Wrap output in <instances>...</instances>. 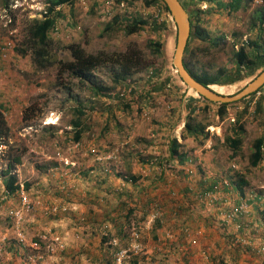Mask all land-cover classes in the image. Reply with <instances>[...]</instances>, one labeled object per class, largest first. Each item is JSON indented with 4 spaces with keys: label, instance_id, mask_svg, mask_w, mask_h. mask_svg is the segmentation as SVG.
I'll use <instances>...</instances> for the list:
<instances>
[{
    "label": "rangeland",
    "instance_id": "1",
    "mask_svg": "<svg viewBox=\"0 0 264 264\" xmlns=\"http://www.w3.org/2000/svg\"><path fill=\"white\" fill-rule=\"evenodd\" d=\"M104 1L76 0L74 8L66 4L58 6L59 10L71 9L72 12L69 11L71 19L76 22L67 32H64L58 24L56 30L49 31V36L61 44L77 43L86 52L114 53L126 51L128 48L139 51V57H136L139 60L138 70L125 76L123 80L117 81L114 78L117 72L116 67L111 63L102 64L89 71L87 77L90 82L87 80L79 82L66 71L56 76L54 67L42 71L35 70L30 56H21L14 49L6 59L9 65L8 77L11 87L7 88L5 94L12 95L6 99V102L21 110V113L26 107L29 112L31 107L34 109V114L29 120L23 121L20 118L22 124H15L12 127L15 129L18 145H13L15 142L12 138L8 141H11L10 144L15 147L14 153L21 156L30 154L33 156L35 154L29 150L33 147L34 150L38 149L45 154L53 155V151H60L67 159L83 157L86 160L81 164L75 162L73 165L67 160L66 162L62 160L61 168L65 167L63 169L66 174L58 168L53 169L60 173L59 179L55 178L54 181L47 173L45 181L49 186L46 185L48 190L45 191V198H40L41 191L38 188L27 191L32 199L39 200V205L25 213L18 229L5 218L7 208L16 206V199L4 202L0 199V261L4 258L5 263L12 259L10 257L13 254H17L19 258L26 261L15 239L16 231L20 230L25 243L38 241L43 252L47 245L52 248L51 252L44 255L46 262L95 264L97 257L101 254L102 261L99 264H112L114 251L129 243L127 238L134 231L129 222L134 221L138 224V227L134 229L143 236V240L139 242V251L135 254L131 253L124 264H181L185 260L181 257L182 253L187 249L180 241L181 237L177 231L179 225L185 224L193 228L203 225L201 228L207 237L214 234L216 237H223L226 241L230 239L231 242L234 235L237 236V230L234 228H231L234 229V235H232L228 233V228L225 229L223 225H219L220 217L215 210L206 212L200 206L194 205L188 186L191 189L206 188L208 183L214 180L224 178L234 180L236 175L240 174L247 180V186L250 189L262 194L261 201L264 202V148L263 159L257 166L251 167L248 163L253 139L264 136V108L261 113L253 115L252 112L256 97L264 96V84L260 94L254 95L249 102L244 100L228 104L225 116L219 119L215 113L216 103L202 100L192 90L184 88V85L176 79L177 75L172 65L175 29L170 17L156 5L145 6L142 0H109L111 5ZM46 5V0H10L5 7L0 0V39H11L17 47L24 33L26 19L40 17ZM198 5L199 15L202 17L200 25L206 32V36L222 38H218L216 45L210 44L207 38L204 41L197 37L192 39L191 47L194 48V60L197 61L195 66H204L209 70H215L218 67L231 68L233 66L230 57L232 47L240 45L249 47L248 41L256 42L258 50L264 49V22L259 28L260 25L257 26L255 21L256 13L261 9L264 10V0H241L237 10L218 8L215 0L200 1ZM106 10H110L109 15L105 14ZM116 15L120 21L122 18L129 19L132 15L141 17L147 21V24L143 29L130 35H124L120 30L104 32L105 24ZM162 20L167 26L165 31L160 29L153 31L149 28V24L153 21L159 23ZM156 40L161 43L160 52H155L149 45L150 41ZM56 55L61 60L70 58L65 49L61 52L59 50ZM167 61H170V64ZM158 68V74L147 79L151 75L150 71ZM257 73L256 70L237 83L213 85L212 88L221 94L233 95ZM165 77H168L165 85L156 90L151 89L154 83L162 82ZM173 80L178 82L182 89L179 92L180 97L175 95V90L173 91ZM57 82L70 87V92L78 101L69 99L66 86L56 84ZM123 84L127 85L123 96L109 93ZM90 85L99 87L100 90L95 92L90 89ZM183 95L193 97L191 104L197 109V113L193 115L200 122L209 123L203 130H207L208 134L206 137L198 135L197 138L183 143L190 155L196 158L194 163L188 166L192 170L191 174L183 177L184 171L176 170L173 167V160L162 161L165 162L168 170L156 173L154 178L151 172L158 170L157 167L148 164V156L156 155L158 160L166 159L169 141L172 138L176 141L180 140L184 118L188 111L185 105L188 100L183 101ZM95 98L105 102L104 108L96 109L92 106ZM127 101L130 104L125 108L123 104ZM204 105H206L205 108H203ZM262 105L264 106L263 103ZM79 106L84 110V115L80 117L81 121L87 126L82 133L85 136L87 133L89 140L92 141L88 147L89 151L84 148L85 145L81 146L82 143L77 148H73L68 141L72 139L73 131L70 122L76 117L73 108ZM244 106H247L245 112H243ZM10 116V120H7L13 125L16 119L13 113ZM235 119L241 121L245 132L242 135L240 150L236 156L230 158V151L222 141L223 137L230 135V127L235 123ZM96 122L99 124L96 125ZM23 125L24 129L20 128ZM11 131L10 128V135ZM42 134H44L43 137ZM106 137L107 139L111 137V141L106 143ZM113 149L118 151L116 162L96 159ZM0 158L3 159L1 154ZM140 163L144 164L142 173L140 172L144 178V186L138 185L140 183L137 182L138 177L133 181L122 179L126 172L137 175L136 170ZM5 165V161L0 164V171L5 169ZM14 167H12L13 170ZM203 176L208 178L204 179ZM113 181V188L111 191L107 190V186ZM135 182L137 185L132 200L129 201L127 196L123 195L126 201H129L128 204L133 211L121 224V232L116 234L120 218H116L112 226H107L109 228L103 224L110 217H114V207L123 199L122 196H118V192L122 188L126 191L127 188L132 187L130 183ZM118 187L120 190L114 189ZM77 191H79L78 196H76ZM146 198L150 201L141 209ZM51 207L55 209L51 210ZM156 208L163 211V218L166 219L163 227H159L155 219L149 218L150 213ZM172 210L182 216H171ZM256 217H258L256 220L262 218L259 213L251 212V218ZM207 221L215 225L213 233L212 230L208 233ZM101 228L106 230L100 231ZM167 230L172 233V237L163 242L162 239ZM245 233L256 237L264 234V230L257 226L256 230H245ZM241 234L246 237L243 231ZM101 235L104 237L112 235L111 239L116 237L121 240L112 244L110 239L104 245L100 243ZM260 239L264 241L263 237ZM162 242L163 244H160ZM155 246L160 247L158 252L154 251ZM204 247L210 252L213 249L212 252L215 253L211 257L213 263L224 264V257L220 258V245L215 244L209 250L207 244ZM226 249H230L233 256L235 252L238 254L232 258L228 257V264H248V261L252 262L256 257H258L256 262L264 264L260 255L247 247L238 245L236 248L230 245ZM196 260L199 261L198 258H195Z\"/></svg>",
    "mask_w": 264,
    "mask_h": 264
},
{
    "label": "trees",
    "instance_id": "2",
    "mask_svg": "<svg viewBox=\"0 0 264 264\" xmlns=\"http://www.w3.org/2000/svg\"><path fill=\"white\" fill-rule=\"evenodd\" d=\"M129 1V0H128ZM145 6L156 5L158 9L165 12L168 16V10L162 0H142ZM182 7L185 9L188 15L189 20V34L186 39V43L183 49L182 55V64L186 71L199 83L202 85H228L239 82L241 79L252 75L256 70L259 72L264 69V49L258 50L257 44L254 41H248L247 45L249 47H244V45H240L238 47H232L231 49V61L233 66L231 68H223L218 67L215 70H209L206 67L195 66L196 60H194V48L191 47V41L194 37H197L200 40H205L206 38L210 40V44L216 45L218 43L219 36L216 37H207L206 32L203 27L200 25L202 22V17L199 15L200 11L198 10V3L200 1H211V0H179ZM10 0H2V3L5 7L9 4ZM73 0H46V7L42 11L40 17H32L26 19L24 26V33L18 46H14V51L19 53L21 56L29 55L31 64L33 68L37 71H42L47 68L54 67L56 69V76L62 74L64 71L67 72L68 75L72 76V78H76L79 82H85L88 79V72L97 66H101L105 63H111L116 67V75L115 79L117 81L123 80L125 76L132 74L135 70H138L139 60L136 58L138 56L139 51L128 48L123 52H114V53H105L103 51L98 52H86L79 44L77 43H68L61 44L59 41H54L49 36V31L52 29L54 24V13L55 7L70 4ZM241 0H215V5L223 8H227L228 10H237L240 7ZM197 8L196 10L193 8ZM192 6V7H191ZM124 20V21H123ZM118 21V22H116ZM122 21V22H121ZM118 19V16H113L111 21H108L103 31H117L120 30L124 35H130L138 32L143 29L144 25L147 24V21L141 17H137L132 15L129 19L122 18V20ZM255 21L257 22V26L261 25L264 22V10L261 9L256 13ZM149 28L153 31L160 29L161 31H165L167 26L165 21L162 20L158 22H152L149 24ZM175 36V35H174ZM175 38V37H174ZM222 38V37H221ZM149 45L155 52H160L161 43L160 41H150ZM65 49L69 53V60H61L57 57V52ZM139 57V56H138ZM170 61H167V63ZM159 72L158 69H153L150 71V76L147 77L149 79L152 76H156ZM176 74V73H175ZM176 76V75H175ZM176 79H180L178 76ZM57 80L59 78L57 77ZM168 81V77H165L162 82H156L152 86L151 89L156 90L160 88L162 85H165ZM56 84H62L61 82H57ZM126 88V84H123ZM62 86H66L62 84ZM185 88V86H184ZM65 89L68 91V98L72 100H77L76 97L70 92V87L66 86ZM90 89L98 92L100 90L99 87H95L90 85ZM262 86L258 87L252 93L240 98L237 101H246L249 102L250 99H253L254 93L258 90H261ZM131 90V89H130ZM132 91V90H131ZM110 96V95H109ZM118 96V95H117ZM120 97V96H119ZM197 97L202 100L206 99L197 95ZM263 95H259L256 97L253 105V115L263 112L264 106ZM192 100V99H190ZM194 100V99H193ZM226 102V103H216V115L219 119H222L226 114V106L228 104H232L234 102ZM130 102H125L123 107H127ZM207 105V103H206ZM203 108H205V106ZM246 107L244 106L243 112L246 111ZM187 114L185 115L182 131L180 134L181 138L191 137L197 138L198 135H202L206 137L208 131H203L205 126L209 125V123L200 122L195 118L193 114H196V106L191 104V101L187 104ZM73 111L76 113V117L71 120L70 125L72 126V140L79 141L82 136V132L87 129L81 120V116L84 115V110L82 107H74ZM34 114V109L31 107L30 112L27 110V107L23 109L21 113V120L26 121L29 120ZM264 117V113H263ZM233 126L230 127V135L223 137V143L229 149V157L233 158L236 156L238 151L240 150V146L242 143V135L245 132L244 126L239 121V119H235ZM264 122V119H263ZM9 137V126L7 124L4 111L0 108V145H4V152L1 150L0 154L5 160V169H1V174L3 175V184L4 189L12 193L18 188V181L16 179L15 174L12 172V167L15 163L19 162L20 154L14 153V146H12L8 142ZM263 148H264V136H259L253 139L251 143V152L249 154L248 163L251 167H255L259 164V162L263 159ZM168 157L160 158L158 162L164 160L165 162L175 160L177 165H182L183 162L186 161L187 157L185 152L181 148V143L176 141L175 138H172L168 144ZM157 162V163H158ZM185 176L184 174L182 175ZM156 176H154L155 178ZM124 180H134L133 176H123ZM229 183L233 188H235L238 192H240L243 186L247 185V180L243 175L237 174L236 178L232 180L228 179ZM204 181V180H203ZM215 181H212L207 185V188H211ZM149 198H146L141 209L146 207L149 203ZM129 201H119L115 205V214L114 218H120L121 221L118 223V228L116 234L121 232L120 227L123 222H125L128 216L132 213L133 208L128 205ZM135 204V203H134ZM106 230L105 228H101L100 231ZM102 240H104V236L102 235ZM121 240V239H119ZM228 248L231 245V240L226 241ZM234 246V245H231ZM238 248V245H236Z\"/></svg>",
    "mask_w": 264,
    "mask_h": 264
},
{
    "label": "built area",
    "instance_id": "3",
    "mask_svg": "<svg viewBox=\"0 0 264 264\" xmlns=\"http://www.w3.org/2000/svg\"><path fill=\"white\" fill-rule=\"evenodd\" d=\"M106 4L111 5V1L105 0ZM107 15L110 14V10H106ZM14 48V43L11 39L8 38H1L0 39V84L3 80V73H2V62L5 61L9 54L12 52ZM126 88L124 85H119L116 90L110 91V94H115L118 96H123L125 94ZM260 90L256 91L254 95H259ZM215 129L217 127H214ZM71 142V146L73 148H77L80 145V141H73L72 139L68 140ZM118 157V151L116 149L110 150L109 153L102 157H96L97 160H104V161H114ZM148 164L153 167H157V172L152 171V176H156V173L161 171H167V167L165 166V162H158V157L156 155L149 157ZM158 162V163H157ZM174 164V168L176 170H180V172L184 171V175H189L192 173V170L188 167L191 163L190 159H186L182 165H177L176 161H172ZM182 170V171H181ZM214 184L211 188H200V189H190V194H192V201L195 206H200L203 211H211L215 210L217 215L220 217V221L224 224H231L234 226V229L237 230L240 228L239 221L242 219H248L251 217L250 212V203L248 202V198L242 196L237 192L235 188L231 186L228 179H218L214 180ZM192 190V191H191ZM14 198L16 199V206H11L7 208L5 218L12 222L16 228L20 227L21 222L24 218L25 213H28L35 209L39 205V200L32 199L28 192L24 190L23 186L18 184L17 190L12 193L7 192L3 189V198ZM233 199V200H231ZM262 202V201H261ZM191 205V204H189ZM194 206V207H195ZM55 207H51V210H54ZM190 209H193V207ZM163 211H159L158 208L154 209L153 212L150 213L149 218L155 219L154 221H158V226L163 227V224H166L163 218ZM171 216H182L178 215V212L175 210L171 211ZM251 220L247 221V223L243 224V233L246 237H244L241 233L237 236L234 235V239L231 242V245H239L249 248L251 251L256 252L260 255V257L264 260V241L257 242L253 241L254 236L248 235L245 233V230H256V227L259 226L264 230V217L256 220L251 226ZM161 224V225H160ZM129 225L133 227V232L130 233L128 236L127 241L129 243L125 246H121L117 248L113 255H112V264H124V262L130 257L131 253H137L139 250V242L143 240V236L140 235L134 228L138 227V224L134 221L129 222ZM202 226L199 227H190L188 225H179L177 231H179V235L181 237V242L185 244L187 251L182 253V257L185 259L181 264H209L208 260V252L207 249L204 247V241L206 239L205 232ZM222 233V232H221ZM17 243L21 249L23 258L30 264H53L51 262H46L45 254L47 252H51L52 248L47 245L46 249L41 251V246L38 241H29L25 243V238L22 235L20 230H17L15 233ZM172 237V233L169 230L165 231L164 240H168ZM116 237L111 239L112 244H116L120 242V240ZM160 243V244H163ZM161 246V245H160ZM155 250L159 251L160 247H155ZM199 259L195 261V258ZM192 258V260H191Z\"/></svg>",
    "mask_w": 264,
    "mask_h": 264
},
{
    "label": "crops",
    "instance_id": "4",
    "mask_svg": "<svg viewBox=\"0 0 264 264\" xmlns=\"http://www.w3.org/2000/svg\"><path fill=\"white\" fill-rule=\"evenodd\" d=\"M32 1H34V0H32ZM75 2H76V0H73L72 3L66 4V5H69V7H70V5H72V7L73 6L75 7V5H76ZM59 7L56 6L54 8L55 9L54 10L55 11V13H54V24H53V27H52L51 31L56 30L57 29V25L60 24V27L63 28V31L67 32V30L70 29L71 26L75 25L76 20L72 21V19H71V13L69 12V11H71V9H67V10L64 11V9L59 10L58 9ZM73 17L75 18L76 16L74 15ZM7 63H8L7 60L2 62L3 80H2V83L0 84V108L3 109L6 120L11 117L10 115H12V113H13V117L16 119V122L13 125H11V123L8 122V120H7V124L9 126V131H10V128L12 130L11 131L12 133H11V135L9 134V138L8 139L12 138V141L15 142L13 145L17 146L18 145L17 144L18 140L16 138V133L14 131L15 129H13L12 127L15 124H18V125L22 124L20 122L21 121L20 120V118H21V116H20L21 115V110L16 109V107L14 105H11V104L6 102V99H8V98H10L12 96V95H7V93L5 94V92L7 91V88L11 87V85H9L10 81H9L8 74H9L10 71H9V65ZM172 87H173V91L175 90V95L180 97L179 92L182 91V89L179 87L178 82L176 83L175 80H173L172 81ZM189 96L190 97H186L185 95H183V97H184L183 101L186 102L188 100V102L185 104L186 107H187V104L190 101H193V97H191V95H189ZM190 99H192V100H190ZM19 105H21V104H19ZM104 105H105V102L101 101V100L99 101L98 98H95L92 101V106L95 107L96 109L97 108H104ZM21 107H22V105H21ZM184 109H185V106H184ZM105 116H106V114H105ZM105 119H106V117H105ZM98 124L99 123H97L96 125H98ZM26 125L29 126V124H26ZM20 128L24 129V125L22 127H20ZM41 136L43 137L44 134H42ZM89 138L90 137H88L87 133H86V136L82 134L81 138L79 139V141L82 143L81 146L85 145L84 148L88 149L89 145L92 143V141L89 140ZM108 138L110 139L111 137H108ZM109 139H107V137L105 138L106 143L111 141V139L110 140ZM190 139H192V138L191 137H187V138H181L180 137V140L178 142L181 143V148L185 152V155H186L187 159H190L191 163H194L196 158L194 156H191L189 151L187 150V147H185L183 145L184 142H187V140H190ZM8 142L10 143L11 141H8ZM19 143H21V142H19ZM25 146H27V145H25ZM103 146H106V145H103ZM4 147H5L4 145H0V150H2V148L4 149ZM90 148L92 149V147H90ZM29 150L33 151L32 153H34L35 155L32 156L30 154V155H27L28 157L27 156H23V155L20 156V160H19V162L14 164L15 167H14V170L12 169V172L15 174L18 183L23 186L24 190L31 191L32 188H34V189L38 188L41 191L40 198L41 197L45 198V196H46L45 191L48 190V186L49 185L46 184L47 181H45V177L47 176V173L50 174L49 177H52L53 181H54L55 178L59 179V175H60V173L58 171L55 172L53 169H57L58 168V170L60 169V171H62V173L64 172V174H66V171L63 169L65 167L63 166V168H61L62 167V160H64L63 162H66V160L69 161L71 165H73L75 162L77 164H81L84 160H86L83 157L75 158V159H73V158H71V159L68 158L67 159L64 156V154H62L60 151H55V152L53 151V155H52V154H45L43 151H39L38 149L34 150L33 147H31ZM2 151L4 152V150H2ZM88 151H89V149H88ZM149 157H151V156L149 155L148 158ZM4 161H5L4 159L0 158V164H3ZM143 167H144L143 163L141 165H139V167H137V170H136V172H137L136 174L137 175H131L130 172H126L127 176H133L135 178L138 177L137 182H140V183H138V185H140V186L141 185L144 186V184H145L144 183V178H142V175H140L142 173ZM61 169H63V170H61ZM23 178H26V179L23 180ZM202 178L205 179V178H208V177H204L203 176ZM26 180H28V182H26ZM137 182L130 183V185H132V187L127 188L126 191H125V189L122 188V190H124V192L122 190L120 192H118V196L119 197L122 196V198H123L122 201L123 200L126 201V199L124 198L125 195L127 196L129 201L132 200L131 198H133L134 192L136 190L135 188H136V185H137L136 183ZM113 184H114V181H113V183H109L108 186L106 185L107 188H108L107 190L111 191V188H113V186H114ZM46 185H48V186H46ZM3 189H4L3 175L1 174V171H0V199L3 198ZM114 189L120 190V187L114 188ZM78 192L79 191H77L76 196L79 195ZM125 192H127L128 194L125 193ZM239 194H241L242 196H245V197H247L249 199L248 202L250 203V212L254 211V214H258L259 213L260 216L264 217V202H261V198H262L261 197L262 196L261 193L256 192V191L250 189L247 185H245V186H243V188L239 192ZM123 195H124V197H123ZM13 199L14 198H10V197L9 198H4V199H2L3 200L2 202L6 201V200L7 201H15ZM10 203H12V202H10ZM132 204H134V203H132ZM257 218L258 217L253 219L251 217H248V219L244 218L241 221H239L240 228L237 229V234L240 235V233H241V231L243 229V224L247 223V221H249V220H253L250 223L255 224L254 222L256 221ZM114 220H115L114 217H110V219L106 223H104L103 226H105V227L112 226ZM206 223H207V225H209L208 227L206 226L207 230H208V233H209V230H212V233H213L214 232L213 228H215V225L213 223H211V222H208V221ZM218 223H219V225H223L225 227V229L228 228V231H229L228 233L234 235V232H233L234 229H231V228H234V227H232V225L224 224L221 221H218ZM210 227H212V228H210ZM107 228H109V227H107ZM216 228L219 230L218 226H216ZM111 237H112V235H108V236H106L104 238V240H102L103 239L102 237L101 238L99 237L100 238V243L105 245L107 241L108 242L110 241ZM261 237L264 238V234H260V236L257 235L256 237H254L253 241L263 242V240L260 239ZM204 244H207L208 250L210 248H213L215 246V244L220 245V248H221L219 250V252L221 254L220 258L224 257V259H223L224 264H228L229 263L228 257L232 258V257L238 255L235 252L234 256H233L232 255L233 252L230 251V249H226V248H228L226 240L223 237H220V238L218 236L216 237L214 234L209 235V237H207L205 239ZM155 247H153L154 251L158 252L157 250H155ZM212 250L213 249H211V252L207 251L208 252L209 264H216V263H213V261L211 260V257L215 254V253L212 252ZM257 258L258 257L253 258L252 262H250L251 260L248 261V264H260V263L256 262V260H258ZM3 259L4 258L1 259L2 262L0 261V264H30V263H28L26 261H23L21 258H19L17 254H13L10 257L11 260L9 262L5 263V262H3ZM101 261L102 260H101V254H100L97 257V260H96L95 264H99V262H101Z\"/></svg>",
    "mask_w": 264,
    "mask_h": 264
},
{
    "label": "water",
    "instance_id": "5",
    "mask_svg": "<svg viewBox=\"0 0 264 264\" xmlns=\"http://www.w3.org/2000/svg\"><path fill=\"white\" fill-rule=\"evenodd\" d=\"M166 6L172 25L175 29V47L172 57L174 72L181 83L192 90L196 95L214 103H226L237 101L252 93L264 84V69L259 71L248 83L233 95H224L215 91L209 85H202L196 81L184 68L182 64L183 49L189 34V20L185 9L179 0H162Z\"/></svg>",
    "mask_w": 264,
    "mask_h": 264
}]
</instances>
